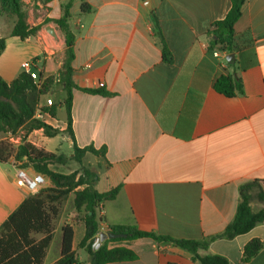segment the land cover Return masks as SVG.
Wrapping results in <instances>:
<instances>
[{"label":"crops","instance_id":"0c3cea01","mask_svg":"<svg viewBox=\"0 0 264 264\" xmlns=\"http://www.w3.org/2000/svg\"><path fill=\"white\" fill-rule=\"evenodd\" d=\"M22 1L28 24L40 30L26 40L13 37L14 20L8 17L9 31L0 34L6 39L0 76L11 83L23 72V63L36 59L40 79L55 78L42 105L52 100L57 113L37 118L60 133L48 137L43 129L34 130L27 142L67 157L74 155V142L67 133L60 76L65 37L56 22L64 5L72 3L75 141L80 148L106 149L104 157L88 153L83 160V166L98 176L96 190L108 194L120 189L114 199L101 204L102 227L130 226L205 242L225 231L237 214L241 187L255 182L251 206L255 212L264 210V200L258 197L259 186L264 188V0L245 1L232 54L209 48L214 25L225 19L231 0ZM83 4L91 10L83 13ZM230 55L233 64L227 61ZM228 73L241 78L243 95L226 97L215 90L216 80ZM101 87L110 95L86 91ZM6 139L7 134H0V141ZM65 146L69 155L63 152ZM68 165L52 169L59 172ZM19 169L14 159L0 162V228L33 194L17 184ZM25 170L36 173L32 167ZM51 186L47 181L44 188ZM73 201L71 194L62 206L43 264H56L61 258L66 224L73 226V250L80 262L89 261L78 248L86 227ZM253 240L264 242V222L232 240L215 239L199 254L243 264L244 249ZM107 241L109 249L125 248L137 255L132 261L109 264H201L174 243ZM245 264H264V247Z\"/></svg>","mask_w":264,"mask_h":264},{"label":"trees","instance_id":"16d2710c","mask_svg":"<svg viewBox=\"0 0 264 264\" xmlns=\"http://www.w3.org/2000/svg\"><path fill=\"white\" fill-rule=\"evenodd\" d=\"M48 4L52 0H39ZM246 0H231V9L225 19L215 23L211 32L210 50L233 53L235 42V25L242 15V8ZM71 5H64L63 16L56 24L65 37V60L60 70L61 82L66 92L63 103L67 113V133L74 142V155L67 157L64 154L47 152L27 142L28 135L34 130L43 129L48 137H55L60 132L38 119L37 115L49 114L55 117L58 106H43L42 99L51 91L55 78L50 77L41 83H36L26 72H22L11 83L5 82L0 76V134H18L23 131V142L19 146L1 140L0 162L7 163L14 159L21 169L32 167L36 173L42 174L50 183L37 193L30 194L22 205L7 219L0 228V264H43L48 248L54 235L55 222L61 212L63 204L71 194L74 195L73 207L76 214L82 216L81 220L86 227V234L79 245L89 257L88 263H81L78 254L73 250L74 229L71 225L62 227L63 249L62 256L56 264H109L113 262L132 261L137 255L125 248L109 249L106 241L98 249H94V242L100 233L104 217L100 215L99 206L114 199L119 188L108 194L99 193L95 184L98 176L95 171L83 166L85 156L90 153L95 156L104 157L106 149L96 150L94 147L80 148L75 141L73 131V91L77 86L73 79L74 70L72 62L75 58L74 48L76 35L70 25ZM83 13L89 12L91 7L83 4ZM0 16L10 17L14 20L11 35L26 40L36 36L40 27H31L28 24V15L24 10L22 0H0ZM6 39L0 37V55L5 50ZM165 58L169 54L164 50ZM231 61L229 64H233ZM215 90L226 97L243 95V84L240 77L235 74H225L218 78L214 84ZM89 93L102 96L110 95L101 87L97 90H86ZM76 162L82 166L81 174L76 171L71 174H63L52 169L55 165H68ZM258 183H250L241 187L240 203L237 214L230 225L218 237L205 242L178 240L172 237L160 236L155 233L141 231L136 227L112 226L115 234H124L126 238L111 240L131 241L138 239H152L156 242L174 243L194 254L196 260L201 264H229L227 259L218 255H201L200 248L208 249L211 241L219 238L232 240L239 235L246 234L259 224L264 222V210L255 212L251 206L252 192ZM258 197L264 200V188L259 186ZM79 221V220H78ZM35 234H42L44 238L36 240ZM264 242L253 240L244 249L245 264L252 260L263 249Z\"/></svg>","mask_w":264,"mask_h":264},{"label":"built area","instance_id":"2783aa9c","mask_svg":"<svg viewBox=\"0 0 264 264\" xmlns=\"http://www.w3.org/2000/svg\"><path fill=\"white\" fill-rule=\"evenodd\" d=\"M215 56L217 57L219 56L218 51L215 52ZM36 62H37L36 59L27 61L22 64V69L24 72L29 74L36 83L40 84L41 83L40 76L35 68ZM47 105L53 106V101L48 100ZM23 134H24L23 131H20L16 135L8 133L6 141L12 143L15 146H19L23 142ZM46 183H47L46 178L42 174L35 173L34 175H29L25 169H19L17 172V184L20 187L26 188L30 193L33 194L37 193L38 191H40L45 187ZM99 212L100 215L103 214V209L101 205L99 206Z\"/></svg>","mask_w":264,"mask_h":264},{"label":"rangeland","instance_id":"374dc122","mask_svg":"<svg viewBox=\"0 0 264 264\" xmlns=\"http://www.w3.org/2000/svg\"><path fill=\"white\" fill-rule=\"evenodd\" d=\"M29 6H30V4H29ZM10 21L11 20L8 17H6V16H3L2 20H0V34L1 35H5V34L8 33V31H9V23H11ZM53 98L56 101H59V98L58 97H55L54 96ZM63 152L65 154L69 155L71 153V150L69 151L68 148H67V146H65V148L63 149ZM84 167L88 168L85 163H84ZM60 170L61 171H59V172H61L63 174H71V173L76 172V171L80 172V174H81L82 166L81 165H78L75 162H71L68 166L61 167ZM46 181H48V180L46 179Z\"/></svg>","mask_w":264,"mask_h":264},{"label":"water","instance_id":"95a60500","mask_svg":"<svg viewBox=\"0 0 264 264\" xmlns=\"http://www.w3.org/2000/svg\"><path fill=\"white\" fill-rule=\"evenodd\" d=\"M50 32L55 35V29L49 27ZM234 58V55H230L227 57V61L231 62V60ZM118 238H126V235L124 234H115L113 233L111 227L105 225L102 227L99 235L96 237L95 242H94V249L98 250L104 242L107 240H114Z\"/></svg>","mask_w":264,"mask_h":264}]
</instances>
